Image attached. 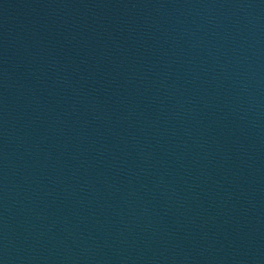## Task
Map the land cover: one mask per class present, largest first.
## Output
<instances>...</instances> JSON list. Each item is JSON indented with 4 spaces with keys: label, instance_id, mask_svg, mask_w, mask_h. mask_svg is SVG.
<instances>
[{
    "label": "water",
    "instance_id": "water-1",
    "mask_svg": "<svg viewBox=\"0 0 264 264\" xmlns=\"http://www.w3.org/2000/svg\"><path fill=\"white\" fill-rule=\"evenodd\" d=\"M0 264H264V0H0Z\"/></svg>",
    "mask_w": 264,
    "mask_h": 264
}]
</instances>
